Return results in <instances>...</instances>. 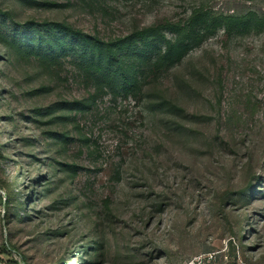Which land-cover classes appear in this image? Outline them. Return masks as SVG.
Masks as SVG:
<instances>
[{"label": "rangeland", "instance_id": "1", "mask_svg": "<svg viewBox=\"0 0 264 264\" xmlns=\"http://www.w3.org/2000/svg\"><path fill=\"white\" fill-rule=\"evenodd\" d=\"M190 23L131 94L74 34ZM0 264H264V0H0Z\"/></svg>", "mask_w": 264, "mask_h": 264}, {"label": "trees", "instance_id": "2", "mask_svg": "<svg viewBox=\"0 0 264 264\" xmlns=\"http://www.w3.org/2000/svg\"><path fill=\"white\" fill-rule=\"evenodd\" d=\"M215 28V23H190L186 30H176L173 38L167 37L159 28H150L115 43H104L83 33L74 34L89 56L93 57L96 73L101 75L106 87L131 94L141 81L131 58V53H134L132 48L138 43L143 50H149L154 66L170 68L180 64ZM7 248L10 249L9 246Z\"/></svg>", "mask_w": 264, "mask_h": 264}]
</instances>
